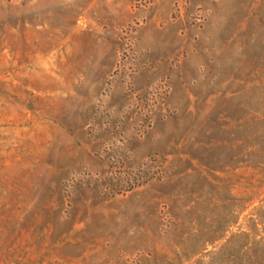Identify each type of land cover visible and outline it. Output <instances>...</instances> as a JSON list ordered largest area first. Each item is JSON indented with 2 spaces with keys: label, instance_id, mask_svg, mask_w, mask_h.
Returning a JSON list of instances; mask_svg holds the SVG:
<instances>
[{
  "label": "rangeland",
  "instance_id": "rangeland-1",
  "mask_svg": "<svg viewBox=\"0 0 264 264\" xmlns=\"http://www.w3.org/2000/svg\"><path fill=\"white\" fill-rule=\"evenodd\" d=\"M0 264H264V0H0Z\"/></svg>",
  "mask_w": 264,
  "mask_h": 264
}]
</instances>
